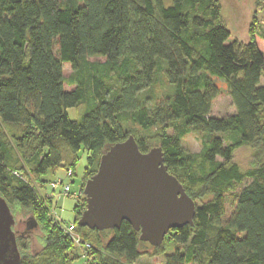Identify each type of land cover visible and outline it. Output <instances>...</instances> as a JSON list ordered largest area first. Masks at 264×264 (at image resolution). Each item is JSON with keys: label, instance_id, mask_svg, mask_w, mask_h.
I'll use <instances>...</instances> for the list:
<instances>
[{"label": "trees", "instance_id": "1", "mask_svg": "<svg viewBox=\"0 0 264 264\" xmlns=\"http://www.w3.org/2000/svg\"><path fill=\"white\" fill-rule=\"evenodd\" d=\"M256 22L240 42L217 0H0V197L15 220L37 224L17 235L18 264H70L76 249L34 182L60 167L74 176L84 148L83 190L100 157L129 136L141 153L162 150L196 205L193 225L152 247L125 222L107 231L79 227L82 198L72 224L89 245L85 264H136L143 244L164 264H264V33ZM160 77L169 92L157 101ZM213 78L225 84L233 115L210 116L219 95ZM71 108L77 121L67 117ZM192 133L201 136L196 153L183 146ZM242 148L255 152L247 170L235 161ZM245 181L224 220L226 195Z\"/></svg>", "mask_w": 264, "mask_h": 264}, {"label": "water", "instance_id": "2", "mask_svg": "<svg viewBox=\"0 0 264 264\" xmlns=\"http://www.w3.org/2000/svg\"><path fill=\"white\" fill-rule=\"evenodd\" d=\"M85 209L77 224L96 231L129 224L139 240L160 246L174 230L192 226L196 205L164 165L160 148L141 153L132 136L111 146L98 163L96 173L83 187ZM26 229H36L32 217ZM15 219L0 197V264H18Z\"/></svg>", "mask_w": 264, "mask_h": 264}, {"label": "rangeland", "instance_id": "3", "mask_svg": "<svg viewBox=\"0 0 264 264\" xmlns=\"http://www.w3.org/2000/svg\"><path fill=\"white\" fill-rule=\"evenodd\" d=\"M63 2L66 0H62ZM221 5V17L222 23L226 27L232 40L240 42H246L248 36V27L253 20L256 19V24L259 29L264 33V4L255 8L256 0H217ZM90 63H104V58H89ZM72 73L71 67L68 64L63 65V75L68 77ZM215 85L219 90L218 97L212 102L210 116L215 118H223L231 116L235 113V109L231 103V99L228 96L225 84L213 78ZM73 87L65 85L66 91H71ZM169 92V87L164 84V79L160 77L159 87L154 89L153 96L158 101L163 99ZM67 117L71 121L78 120V109L71 108L66 111ZM201 136L197 133H192L183 139V146L189 152H198L200 149ZM89 153L81 148L77 153V163L74 166V176L72 178V188L75 190L80 188L83 184L84 172L87 165V157ZM255 152L248 149H239L235 153V161L242 170H247L254 164ZM31 179V178H30ZM62 182L61 185H65L69 182L66 177L65 171L62 167L52 171L49 170L45 176L35 181L33 187L38 190L42 197L52 198V213L57 219H60L63 225H69L75 222L76 219V207L78 202L70 197H63L61 195V185L53 188L52 184L56 182ZM249 183L245 181L243 185L237 188L236 191L229 193L225 197V216L224 220H228L234 212L236 195L240 190ZM41 184H44L41 187ZM20 216V215H19ZM28 218V217H27ZM27 218L18 217L15 220L13 230L17 234H23L26 232L25 222ZM35 230V229H29ZM110 233H105L107 239ZM40 249L39 245H35L30 250L31 255L36 253ZM142 256L136 262V264H164L162 256H154L153 250L148 244H143L140 248ZM70 264H85L82 259V249L76 246V249L70 254Z\"/></svg>", "mask_w": 264, "mask_h": 264}, {"label": "built area", "instance_id": "4", "mask_svg": "<svg viewBox=\"0 0 264 264\" xmlns=\"http://www.w3.org/2000/svg\"><path fill=\"white\" fill-rule=\"evenodd\" d=\"M66 177L69 179V182L65 185H61L62 182L58 181L56 183H53L52 186L53 188L57 187L58 185H61V195L63 197H70L75 199L76 201H79L82 198H85L83 190L80 188L77 189H73L72 188V177L73 174L72 172L69 170L66 173ZM47 198H52L51 196L47 197ZM53 211V210H52ZM50 213V217L51 220L54 222L55 225H57L68 237H70V239L72 240V242L74 243L75 246H78L79 248L82 249V258H86V253L85 250L89 248V245H83L82 241L80 239V237L78 236V234L75 232V226L73 224H69V225H63L62 222L60 221V219H57L55 217V215H53V213Z\"/></svg>", "mask_w": 264, "mask_h": 264}]
</instances>
